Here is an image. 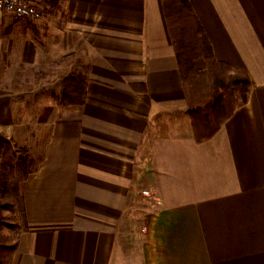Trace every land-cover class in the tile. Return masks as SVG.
Instances as JSON below:
<instances>
[{"label":"crops","instance_id":"crops-1","mask_svg":"<svg viewBox=\"0 0 264 264\" xmlns=\"http://www.w3.org/2000/svg\"><path fill=\"white\" fill-rule=\"evenodd\" d=\"M59 2L34 102L0 88L1 134L25 147L31 124L45 132L0 264H264V0H189L215 61L250 80L200 140L162 0ZM71 72L84 101L59 105Z\"/></svg>","mask_w":264,"mask_h":264},{"label":"trees","instance_id":"trees-1","mask_svg":"<svg viewBox=\"0 0 264 264\" xmlns=\"http://www.w3.org/2000/svg\"><path fill=\"white\" fill-rule=\"evenodd\" d=\"M50 1L57 4L59 0ZM162 4L179 71L187 92L188 112L192 117L195 136L199 140L210 137L230 116L234 108L246 103L250 80L244 72L215 61L210 42L189 0H162ZM51 97L59 105L82 104L85 98V77L80 73H69L64 78L62 92L59 95L51 93ZM218 116L221 117L220 120ZM212 122L216 123L213 127ZM0 155H3V158L10 156V159H5L3 165L0 164V213L8 207L2 199L9 191L10 178L2 173L4 171H1V166L16 168L22 174L12 190L19 197L25 226L19 186L37 170L43 156L40 154L35 159L25 147L17 146L13 139L1 133ZM0 247L2 250L12 248V246Z\"/></svg>","mask_w":264,"mask_h":264},{"label":"rangeland","instance_id":"rangeland-1","mask_svg":"<svg viewBox=\"0 0 264 264\" xmlns=\"http://www.w3.org/2000/svg\"><path fill=\"white\" fill-rule=\"evenodd\" d=\"M41 15L37 19H15L11 16H0V88L7 87L11 92L21 95L26 104L33 103L35 96L42 88L41 78L46 74L52 75L53 43L57 42L59 34L53 28L59 27V18L62 10L61 3H51L50 0L41 1ZM66 43V38L64 40ZM37 46L43 49V60L48 66H39L36 63ZM57 60V58H56ZM50 82L49 87L51 88ZM23 91L24 93H20ZM15 96V97H16ZM20 100V99H17ZM221 117L218 116V120ZM216 123L212 122V127ZM211 127V128H212ZM29 139L25 149L35 159L41 154L45 132L35 131L34 124L29 127ZM38 136L36 137V134ZM10 155V154H9ZM0 155V164L5 159ZM10 178L8 193L2 199L8 207L1 211L0 246L11 247L17 234L23 229L24 217L19 197L12 190L13 185L21 179V171L16 168L2 167ZM1 248V247H0ZM7 251L0 249V257L5 262ZM1 260V258H0Z\"/></svg>","mask_w":264,"mask_h":264},{"label":"built area","instance_id":"built-area-1","mask_svg":"<svg viewBox=\"0 0 264 264\" xmlns=\"http://www.w3.org/2000/svg\"><path fill=\"white\" fill-rule=\"evenodd\" d=\"M42 0H0V16H11L15 19H37L41 15ZM147 194L146 190L142 191Z\"/></svg>","mask_w":264,"mask_h":264}]
</instances>
